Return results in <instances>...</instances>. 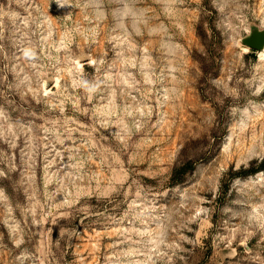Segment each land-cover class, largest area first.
I'll list each match as a JSON object with an SVG mask.
<instances>
[{
	"label": "rangeland",
	"instance_id": "1",
	"mask_svg": "<svg viewBox=\"0 0 264 264\" xmlns=\"http://www.w3.org/2000/svg\"><path fill=\"white\" fill-rule=\"evenodd\" d=\"M252 37L264 0H0V264H264Z\"/></svg>",
	"mask_w": 264,
	"mask_h": 264
},
{
	"label": "trees",
	"instance_id": "2",
	"mask_svg": "<svg viewBox=\"0 0 264 264\" xmlns=\"http://www.w3.org/2000/svg\"><path fill=\"white\" fill-rule=\"evenodd\" d=\"M262 169H264V161H262V163L256 168L255 167L243 168V169H240L239 171H236V172H234V171L230 172V175L232 177L248 176V175L254 174L257 171L262 170Z\"/></svg>",
	"mask_w": 264,
	"mask_h": 264
},
{
	"label": "water",
	"instance_id": "3",
	"mask_svg": "<svg viewBox=\"0 0 264 264\" xmlns=\"http://www.w3.org/2000/svg\"><path fill=\"white\" fill-rule=\"evenodd\" d=\"M245 43L255 49L264 48V42L259 37H252L245 40Z\"/></svg>",
	"mask_w": 264,
	"mask_h": 264
},
{
	"label": "bare ground",
	"instance_id": "4",
	"mask_svg": "<svg viewBox=\"0 0 264 264\" xmlns=\"http://www.w3.org/2000/svg\"><path fill=\"white\" fill-rule=\"evenodd\" d=\"M244 47H245V46H244ZM247 49H248V48H247ZM259 51H260V50H259ZM260 52H261V51H260ZM260 52H259V53H260ZM262 54H264V53H262Z\"/></svg>",
	"mask_w": 264,
	"mask_h": 264
}]
</instances>
